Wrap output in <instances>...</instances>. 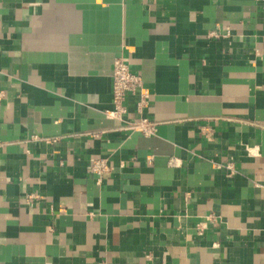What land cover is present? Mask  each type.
Segmentation results:
<instances>
[{
    "label": "crops",
    "instance_id": "crops-1",
    "mask_svg": "<svg viewBox=\"0 0 264 264\" xmlns=\"http://www.w3.org/2000/svg\"><path fill=\"white\" fill-rule=\"evenodd\" d=\"M0 92V264H264V0H0Z\"/></svg>",
    "mask_w": 264,
    "mask_h": 264
},
{
    "label": "built area",
    "instance_id": "built-area-1",
    "mask_svg": "<svg viewBox=\"0 0 264 264\" xmlns=\"http://www.w3.org/2000/svg\"><path fill=\"white\" fill-rule=\"evenodd\" d=\"M111 95L113 108L108 113L114 118L123 119L127 112L126 99L128 95L139 93V99L136 102L137 110L140 113L146 104V94L143 92L141 77L132 72L123 57H117L113 62L111 73ZM1 96V92H0ZM134 120L127 122L126 128L130 130H139L142 134L148 136L156 131V123L147 117L138 114ZM34 140L40 139L38 136H32ZM90 171L97 176L110 170L106 158H92L89 162ZM228 170H232L231 163H227ZM38 194H31L30 198L35 199Z\"/></svg>",
    "mask_w": 264,
    "mask_h": 264
}]
</instances>
